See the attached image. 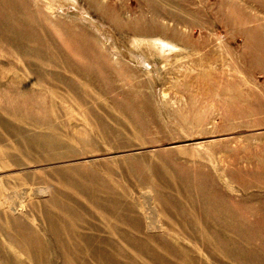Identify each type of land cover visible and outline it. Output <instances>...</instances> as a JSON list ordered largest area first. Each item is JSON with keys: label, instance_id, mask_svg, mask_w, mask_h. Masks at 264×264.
Returning a JSON list of instances; mask_svg holds the SVG:
<instances>
[{"label": "rangeland", "instance_id": "1", "mask_svg": "<svg viewBox=\"0 0 264 264\" xmlns=\"http://www.w3.org/2000/svg\"><path fill=\"white\" fill-rule=\"evenodd\" d=\"M0 264H264V0H0Z\"/></svg>", "mask_w": 264, "mask_h": 264}, {"label": "bare ground", "instance_id": "2", "mask_svg": "<svg viewBox=\"0 0 264 264\" xmlns=\"http://www.w3.org/2000/svg\"><path fill=\"white\" fill-rule=\"evenodd\" d=\"M163 46L165 47V49H167L166 47L168 46L167 44H165V43H163ZM172 47V46H171ZM173 48V47H172ZM53 143H54V141H53ZM55 144V143H54ZM51 146H52V144H51Z\"/></svg>", "mask_w": 264, "mask_h": 264}]
</instances>
